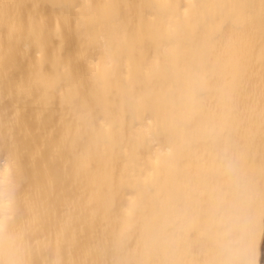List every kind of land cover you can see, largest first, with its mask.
<instances>
[{
	"label": "bare ground",
	"instance_id": "bare-ground-1",
	"mask_svg": "<svg viewBox=\"0 0 264 264\" xmlns=\"http://www.w3.org/2000/svg\"><path fill=\"white\" fill-rule=\"evenodd\" d=\"M250 2L0 0V264H264Z\"/></svg>",
	"mask_w": 264,
	"mask_h": 264
},
{
	"label": "rangeland",
	"instance_id": "rangeland-1",
	"mask_svg": "<svg viewBox=\"0 0 264 264\" xmlns=\"http://www.w3.org/2000/svg\"><path fill=\"white\" fill-rule=\"evenodd\" d=\"M214 1H215V0H214ZM222 1H225V0H222ZM234 1H235V0H234ZM239 1H240V0H239ZM241 1H242V0H241ZM243 1H244V0H243ZM212 2H213V0H212ZM245 2H246V1H245ZM252 2H254V3H253V8H250V7L248 6V7H249L248 10H249L250 12H247V13H246V16H248V18H251V17L255 16V14H254V12H253L255 9L260 10V11L264 10V0H253V1L251 0L250 3L252 4ZM247 3H248V2H247ZM200 4H201V1H199L197 7H199ZM214 4H215V2H214ZM217 4H219V2H218ZM217 4H215V5H217ZM241 4H242V2H241ZM243 4H244V3H243ZM251 4H250V5H251ZM246 5H247V4H246ZM199 8H200V7H199ZM245 8H246V7H245ZM252 9H254V10H252ZM248 10H246V11H248ZM251 10H252V11H251ZM202 12H203V11H202ZM214 12H215V13L217 12V9H216V8H215V11H214ZM214 12H213L212 15H214ZM225 12H226V11H225ZM225 12H224V13H225ZM256 12H257V11H256ZM256 12H255V13H256ZM259 13H260V14H259ZM259 13L256 14V16H255V18H256L255 21H254V18H253V22H255V24H253V25H254V28H253V25H252V28H253V29H251V26H250V28L247 29V30H250L251 33H252V31H253V33H256L255 31L257 30V32H258V30H259L258 28H260L259 31H260L261 33L258 32V33H256V34H253V35L255 36L256 39L259 38V37L261 36V35H259V37H258L257 34H262V32L264 33V12H263V14H262V12H259ZM203 14H204V12H203ZM225 14H226V13H225ZM228 14H229V12H228ZM212 15H211V16H212ZM217 15H218V13H217ZM219 15L221 16L222 14H219ZM230 15H231V14H230ZM225 16H227V15H225ZM225 16L223 17L224 19L221 20V21H222V22H221L222 24H221V23H218V24L221 25V26H220L219 28H218V27L216 28V29H219V30H218V31L216 30L215 33H214V30L212 29V28L214 27V26L212 25V24H213V19H212V17L209 18V20H210V22H211L212 24L210 25V23H208V22H207V23H208V25H209L210 27L212 26V27H211V31L213 30L212 32L214 33V36H217V37H218L220 32H224V33H225V31H226V29H224L225 25L229 27V24H228V23H229V22H228V21H229V20H228V17H225ZM199 17L202 18L203 25H200L199 28H198V37H199V40L202 41L203 38H204V36H205V34L207 35V32L205 33V31L208 30V28H206L208 25H207L206 22L204 23L203 19L206 18V15L204 14V17H205V18H203V15H201V11H199ZM229 17H231V16H229ZM257 17L260 18L261 20L258 21V20H257ZM221 18H222V17H220V19H221ZM229 19H230V18H229ZM251 19H252V18H251ZM209 20H208V21H209ZM215 20H216V19H215ZM217 20H218V19H217ZM217 20H216L215 22H217ZM256 20H257V21H256ZM205 21H206V19H205ZM215 22H214V23H215ZM224 22H225V23H224ZM227 22H228V23H227ZM253 22H252V23H253ZM230 23H231V21H230ZM227 24H228V25H227ZM214 25L216 26V24H214ZM217 26H218V25H217ZM231 26H232V24H231ZM255 26H256V27H255ZM210 27H209V30H210ZM228 27H227V29H228ZM220 28H221V30L224 29L225 31H223V30L220 31ZM225 28H226V27H225ZM230 28H231V27H230ZM230 28H229V29H230ZM229 29H228L226 32H228V33L231 32V34H232V32H233L232 28H231L230 30H229ZM231 30H232V31H231ZM200 31H201V32H200ZM217 32H218V33H217ZM248 32H249V31H248ZM204 33H205V34H204ZM216 33H217V34H216ZM228 33H225V34H228ZM208 34H209V31H208ZM228 35H230V34H228ZM256 35H257V36H256ZM262 35H263V34H262ZM222 36H224V35H222ZM222 36L220 35V37H218L217 39L220 40V38H221ZM226 36H227V35H226ZM263 37H264V36L260 37L259 39L262 40ZM225 38H226V37H225ZM221 39H224V38H221ZM259 39L257 40L258 43H260V42L263 43V42H264V39H263V41L260 40V42H259ZM214 46H215V45H214ZM215 47H216V46H215ZM218 48H219V47L217 46L216 49H218Z\"/></svg>",
	"mask_w": 264,
	"mask_h": 264
}]
</instances>
